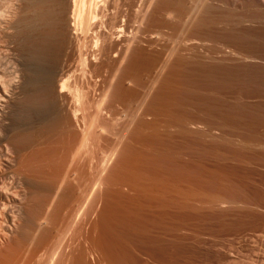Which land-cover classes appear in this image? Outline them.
Instances as JSON below:
<instances>
[{"label":"rangeland","instance_id":"obj_1","mask_svg":"<svg viewBox=\"0 0 264 264\" xmlns=\"http://www.w3.org/2000/svg\"><path fill=\"white\" fill-rule=\"evenodd\" d=\"M136 1L119 0L129 5L130 19ZM153 1L143 6L146 14L153 9L150 16L144 14L146 28L165 32L186 49L170 54L164 71L154 65L162 58L158 46L150 52L136 46L125 59L118 82L108 90L102 139L95 130L89 137L87 256L83 260L77 250L82 218L66 213L67 206L80 202L86 183L79 175L69 180L49 232L60 234L57 246L66 234H76L68 237L70 254H58L55 264H264V8L249 3L241 11L234 7L237 12L224 7L225 0H209L195 24L182 31L175 15L179 1ZM219 4L223 8L215 9ZM242 12L250 13L242 20ZM163 14H170L171 22ZM182 39L190 41L184 45ZM147 73L155 82L150 95L144 94ZM64 138L55 149L61 150ZM104 155L111 158L101 186L95 178L97 158ZM19 245L1 262L10 263L24 249Z\"/></svg>","mask_w":264,"mask_h":264},{"label":"bare ground","instance_id":"obj_2","mask_svg":"<svg viewBox=\"0 0 264 264\" xmlns=\"http://www.w3.org/2000/svg\"><path fill=\"white\" fill-rule=\"evenodd\" d=\"M146 1L149 3L151 0L136 1L131 8L130 19L127 15V11L130 10V7L127 9L129 5L126 6L127 3H121L119 0L117 4H113V0H0V264H55L58 261L56 260L58 254L67 255L65 253L71 251L73 242L70 244L72 239L68 237L75 233L66 234L68 241L62 239L66 243L60 245L63 243L61 240V243L58 242L60 246H57L54 240L55 235H60L57 233L60 229L57 231L52 228L57 231L55 235L54 231L51 230L52 234L49 232L54 225L53 220L58 212L59 203L67 197L68 182L79 175L83 183H86L83 189L80 184L78 185L82 192L81 199L78 197L80 202L76 201L78 203L76 206L73 203H71L73 206L70 205L69 208L67 206L66 213H69L71 218L72 215L79 213L82 218L80 221L82 236L78 244L80 249L77 250L82 251L85 260L88 253V233L85 225L88 152H91L88 150L89 137L90 133H93L91 130H95L100 135L97 137L102 139L101 133L105 129L102 120L108 111L105 104L108 90L116 83L117 73L134 47L141 46L140 49L150 52L154 50L153 46H158L162 58L159 60L157 57L158 62L151 65H157L162 71L169 66L170 54L183 48L176 43V39L175 42L173 41L174 37L167 38L168 36L163 34L165 32L162 33L157 29L158 32H154L146 28L145 17L150 16L149 13L151 14L153 10L150 8V12L148 10L147 14L144 13L146 8L143 9V6ZM178 1L180 6H177L180 11L178 14L175 13L178 15L176 23L182 31L186 30V27L193 26L197 17L201 16L200 13L204 10L202 8L206 4L209 6V0ZM225 3L227 6L224 7L230 5L232 8H245L252 3L258 9L261 8L259 9L261 11L264 8V0H225ZM220 6L221 8L215 9H222L223 6ZM210 9L209 7L205 10L209 13L213 11ZM228 9L230 10L227 8L224 11L230 12ZM231 10L234 12L233 9ZM232 11L230 13H233ZM258 13L260 15L263 12ZM234 15L236 16V12ZM248 15L240 18L243 20ZM163 17L166 16L163 14ZM176 23L174 26L177 30L179 27ZM188 41L190 40L182 39L184 45ZM158 42L160 44H157ZM150 76L152 75L149 74L146 80L143 77L147 91L144 94L147 95L155 83ZM91 90L95 92L92 97ZM90 101L94 104V110L89 104ZM89 108L90 111L93 110V119H90L92 114L90 115ZM61 137L64 138L65 143L61 145V150L55 149L54 146L59 144L58 140ZM110 156L97 158L99 169L96 168V174L97 169L99 171L95 179L98 183L105 178L103 172ZM77 169L81 172L78 175ZM101 182L99 184H102ZM75 240L73 238V241ZM19 244H24L26 247L24 246L10 263L1 262V258L4 256L6 258L8 251L14 250L13 246L20 247Z\"/></svg>","mask_w":264,"mask_h":264}]
</instances>
